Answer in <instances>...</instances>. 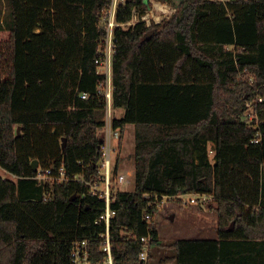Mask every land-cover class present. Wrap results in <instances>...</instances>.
Listing matches in <instances>:
<instances>
[{
    "label": "trees",
    "instance_id": "obj_1",
    "mask_svg": "<svg viewBox=\"0 0 264 264\" xmlns=\"http://www.w3.org/2000/svg\"><path fill=\"white\" fill-rule=\"evenodd\" d=\"M157 1L175 8L167 20L115 30L112 105L124 111L112 126L120 144L134 127L135 186L111 203L114 263L142 264L134 238L150 234L149 257L156 249L174 253L158 264H264V0ZM110 2L8 0L10 23L0 27V170L16 180L0 175V264H71L74 241L98 247L103 227L94 220L104 203L69 178L98 173L105 102L96 96L104 77L95 59L105 36L98 21ZM151 7L126 0L117 21ZM247 102L255 127L242 120ZM120 163L119 156L115 172ZM61 167L68 181L35 179L38 170L57 176ZM187 194L216 202L217 238L164 244L143 215L159 212L156 197Z\"/></svg>",
    "mask_w": 264,
    "mask_h": 264
},
{
    "label": "built area",
    "instance_id": "obj_2",
    "mask_svg": "<svg viewBox=\"0 0 264 264\" xmlns=\"http://www.w3.org/2000/svg\"><path fill=\"white\" fill-rule=\"evenodd\" d=\"M110 1V4L101 12L98 21V25L105 32V36L99 43L97 57L95 59L96 73L104 77L96 87V96L101 97L105 102V112L102 118L103 126L100 129L103 131L104 135L101 139V158L98 173L89 181H85L80 176L76 175L69 178L75 181H82L88 187L87 194L97 197L104 203V212L94 220L95 225L103 227V232L99 235V244L96 249L91 245V241L88 239L74 241L71 246V264H115L112 252L113 246L110 236V225L116 212L111 208V203L114 195L119 191L118 185L126 181V175L117 174V172L114 171L115 161L117 157H119L118 155L122 148V144H120L121 133L119 129H114L112 126V121L114 119V116H112L114 112L112 105V93L114 90V86L112 85V58L115 52V30L117 28L125 30L129 26H133L135 24V22H133V17L135 18L137 15L133 14L131 21L127 23H119L117 21V10L126 0ZM146 14L139 17L138 20L144 21L146 25L149 26L150 24L145 21ZM88 97L89 95L86 93L81 95L82 99H87ZM261 100L262 99L259 98L258 102H261ZM246 107L248 111L245 113V116L242 117V120L248 126L254 125L255 127L257 122H252L251 119L249 120L255 112L253 105L247 102ZM249 110L251 111L250 113ZM257 141L258 140H255V142ZM210 153H212V151H210ZM112 159L114 163H112ZM35 179L38 182L57 181L60 183L69 180L62 167L59 168L57 176L52 175L51 170H38ZM85 196L86 194L82 193L80 198L83 199ZM193 196H195V198H190L188 200L189 204L204 202L212 198L206 194H194ZM183 197L184 195L178 198L182 203L186 202V200L182 199ZM45 198L50 199L51 196H46ZM164 199L169 201L173 198L162 197L161 200H158L156 197L153 203L160 208L159 204ZM143 220L150 229L154 216L145 213L143 215ZM134 239L139 243V262L142 264H149V251L151 249L152 236L148 234L139 239L136 237Z\"/></svg>",
    "mask_w": 264,
    "mask_h": 264
},
{
    "label": "rangeland",
    "instance_id": "obj_3",
    "mask_svg": "<svg viewBox=\"0 0 264 264\" xmlns=\"http://www.w3.org/2000/svg\"><path fill=\"white\" fill-rule=\"evenodd\" d=\"M174 3H177V0H173ZM220 1V0H219ZM228 1V0H221ZM151 8L148 10L145 21L150 25L152 23L157 24L162 22L163 20H167L175 11V8L169 4H162L157 0H150ZM139 19L138 16L133 17V22H137ZM10 23L9 18V4L8 0H0V27H8ZM149 25V26H150ZM232 49V48H231ZM248 111V110H247ZM246 111V112H247ZM245 112V113H246ZM251 111L249 110V113ZM122 114V110H117L113 112L112 116L120 117ZM245 116V115H244ZM252 122H258V116L255 112L252 114V117L249 120ZM130 126V125H129ZM101 137H103V131H98ZM122 148L120 149L119 155L121 159V163L118 165L117 174L126 175V181L122 184L118 185L119 191L123 192H131L135 186V178H134V160L132 158L134 152V127H127L124 140L122 141ZM213 148V145L208 144L207 149ZM213 153H209L210 159L212 158ZM112 163L113 159H112ZM0 175L5 179H10L15 181L16 178L12 175L7 174L3 170H0ZM190 198H195L193 195H184L182 198L186 200V202L182 203L181 200L172 199L166 200L164 199L160 202L159 212L154 216V222L156 223V229L158 231L159 239L164 244L172 243L176 239L182 238H198L201 237L200 234H197L198 227L197 223L199 221H203L200 217L196 216L194 213H188L190 209L202 208L207 213H211L212 220L204 219V226L208 227L209 225H215L217 215L212 210V208L216 207V202L212 200V198L207 199L204 202H198L195 204H189L188 200ZM187 203V204H186ZM180 213H178V211ZM171 216H174L173 220ZM206 236H210V234H204ZM174 253L170 250L161 249L154 250L151 253L149 264H158V261L167 256H173ZM173 264V263H171Z\"/></svg>",
    "mask_w": 264,
    "mask_h": 264
},
{
    "label": "crops",
    "instance_id": "obj_4",
    "mask_svg": "<svg viewBox=\"0 0 264 264\" xmlns=\"http://www.w3.org/2000/svg\"><path fill=\"white\" fill-rule=\"evenodd\" d=\"M115 111L117 110H120V109H114ZM122 110V114H123V109ZM121 114V116H122ZM117 117V116H116ZM132 125H128V127H131ZM123 140H124V137H123ZM188 195V194H187ZM189 195H194V194H189ZM178 213H180L179 210H177ZM188 213H194L196 216L200 217L201 220L203 221H199V223H197V226L198 227V230L197 234H200L201 237H198V238H188V239H216L217 238V232H216V227H217V217H216V223L215 225H209L208 227H205L204 226V219H207V220H212V214L211 213H207L205 212V210H203L202 208H195V209H190V211ZM174 218V216H173ZM173 220V219H172ZM204 234H210V236H206ZM182 239H185V238H182ZM187 239V238H186Z\"/></svg>",
    "mask_w": 264,
    "mask_h": 264
},
{
    "label": "water",
    "instance_id": "obj_5",
    "mask_svg": "<svg viewBox=\"0 0 264 264\" xmlns=\"http://www.w3.org/2000/svg\"><path fill=\"white\" fill-rule=\"evenodd\" d=\"M99 142L101 143L102 140H100ZM64 145H65V139L63 138V139H62V147H64ZM31 166H32L33 170L36 171V170H37V167H38V162H37V160H33V161L31 162ZM171 218L173 219V216H171Z\"/></svg>",
    "mask_w": 264,
    "mask_h": 264
}]
</instances>
